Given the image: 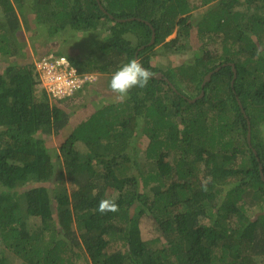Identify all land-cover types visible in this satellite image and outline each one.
<instances>
[{"label":"trees","instance_id":"1","mask_svg":"<svg viewBox=\"0 0 264 264\" xmlns=\"http://www.w3.org/2000/svg\"><path fill=\"white\" fill-rule=\"evenodd\" d=\"M27 11L49 38L106 34L84 60L67 54L96 78L54 96L37 61L11 46ZM193 39L222 51L178 68L152 63L154 46L184 51ZM47 54L64 53L38 61ZM1 56L0 264H264V0H0ZM131 59L153 77L106 101L112 73ZM86 90L100 99L92 113L79 104ZM140 135L153 162L145 171ZM113 197L119 211L101 214ZM144 216L157 227L150 240Z\"/></svg>","mask_w":264,"mask_h":264},{"label":"rangeland","instance_id":"2","mask_svg":"<svg viewBox=\"0 0 264 264\" xmlns=\"http://www.w3.org/2000/svg\"><path fill=\"white\" fill-rule=\"evenodd\" d=\"M21 4L17 5L18 7ZM203 9V8H202ZM204 10V9H203ZM26 17L29 19V24L23 22V25L21 29L18 31V38L19 43H12L11 46H14V50H16V54L19 52H23L24 55H27L30 57V59H34L38 61V55L44 54L47 51H53V50H61L64 53L70 54L73 57H77L78 59L84 60L89 55H92V49L96 45L103 44V40L105 38L106 34L99 33V31H95L94 33H91L90 35H86L85 33H80L81 35L78 37H68V32H60L55 36L46 37L43 35L48 34V26L42 23H38L36 19V15L30 13V11L26 12ZM23 17V15H21ZM71 32V30H70ZM176 37V30L172 34H170L166 41H169ZM132 45L137 44L138 40L134 36V34H130L127 37ZM184 41V40H183ZM181 41L177 42V44H180ZM186 43V42H183ZM163 43H160L152 50H149L152 58L153 64H160L161 66H167L171 68H177L181 66L182 64H192V62L195 60L196 54L199 53L201 56H206V50H210L211 54H217L218 52H221V42L219 40L215 43H212L211 45H205L206 49L200 48L202 42L198 43V41L191 40L186 45L189 47L193 45L190 49H186L184 51H175L174 49L163 46ZM98 51L97 53H99ZM7 58V57H6ZM5 57H0V68L3 66V61L6 59ZM205 58V59H206ZM207 77V76H206ZM191 86V89L195 87L194 83L189 84ZM83 98L79 99V104L81 105V109L85 110L84 112L92 113L94 106L99 104V96L96 95V93H91L90 91L83 92ZM115 94L112 93L111 95H108L106 97V101L113 100ZM78 110V109H77ZM70 111V109H69ZM87 114V113H84ZM74 121L77 123L80 121L78 111L75 114V118H73ZM264 134V129L263 132ZM66 137V136H65ZM63 137V138H65ZM54 142L56 143V146L58 147L60 145V140L56 137L53 138ZM62 139V138H61ZM244 141V140H243ZM248 141V140H247ZM149 143V139L146 136L140 135V141L139 145L142 149L139 155L140 163L142 162L143 171L147 169L148 166H150L153 162H150L149 160H146L145 152H146V146ZM77 146H81V143L77 142ZM248 155V152H247ZM169 157L171 154L168 155ZM207 168L209 169V166L206 165V163L202 162L200 164V171H199V177L203 181H208V179L211 177V175L207 172ZM170 181V180H169ZM69 189H71V184L68 183L67 185ZM149 192V191H148ZM148 196H151V192L148 193ZM200 223L205 224L206 226H209L212 224L210 217L204 216L201 218ZM34 224V222H32ZM141 230L142 235L144 239L150 240L155 235H157V227L155 224V220L151 216H144L141 220ZM119 247V246H118ZM113 248H117V246H114ZM86 259L83 260H77V264H86ZM15 264H20L19 262H16ZM91 264V262H90Z\"/></svg>","mask_w":264,"mask_h":264},{"label":"built area","instance_id":"3","mask_svg":"<svg viewBox=\"0 0 264 264\" xmlns=\"http://www.w3.org/2000/svg\"><path fill=\"white\" fill-rule=\"evenodd\" d=\"M44 86L56 97L73 95L96 74H81L65 55L47 54L36 62Z\"/></svg>","mask_w":264,"mask_h":264},{"label":"clouds","instance_id":"4","mask_svg":"<svg viewBox=\"0 0 264 264\" xmlns=\"http://www.w3.org/2000/svg\"><path fill=\"white\" fill-rule=\"evenodd\" d=\"M62 55H65L71 61L67 53ZM152 77L153 73L149 69L144 68L139 60L131 59L128 62L122 64L112 73L109 81V88L111 92L115 94V100L118 102H123L128 97L131 89L137 87L141 89L145 88ZM202 187L204 191H207L206 184ZM97 210L101 214H106L108 212H118L119 205L117 204L115 197L105 198L99 201Z\"/></svg>","mask_w":264,"mask_h":264},{"label":"water","instance_id":"5","mask_svg":"<svg viewBox=\"0 0 264 264\" xmlns=\"http://www.w3.org/2000/svg\"><path fill=\"white\" fill-rule=\"evenodd\" d=\"M100 6L102 7L103 10H105V9H104V6H103L101 3H100ZM111 17H113V16L111 15ZM154 42H155V32L153 33L152 39H151V41H150L149 44H152V43H154ZM233 69H234V71H235V76H234V79H235L236 76H237L236 68L233 66ZM216 70H219V68H217ZM213 73H214V71H211V72L207 75V77L205 78L204 84L206 83V81H208V80L211 79V76H212ZM157 76H158V77H161V76H162V73H158ZM233 82H234V80H233ZM204 84H203V85H204ZM203 95H204V91H202V94H201L200 96H203ZM198 98H200V97H197V98L193 99L192 101H196ZM240 104H241V102H240ZM243 111H245V110L243 109ZM247 140H248L249 144L251 145V144H252V142H251V141H252V132H251L250 128H249V131H248V134H247ZM261 168H262V166H261ZM262 175L264 176V172H263V171H262Z\"/></svg>","mask_w":264,"mask_h":264},{"label":"flooded vegetation","instance_id":"6","mask_svg":"<svg viewBox=\"0 0 264 264\" xmlns=\"http://www.w3.org/2000/svg\"><path fill=\"white\" fill-rule=\"evenodd\" d=\"M144 48H145V45H143V46H142V47H140L139 49H140V50H142V49H144Z\"/></svg>","mask_w":264,"mask_h":264}]
</instances>
